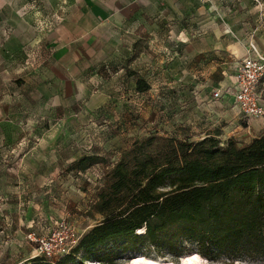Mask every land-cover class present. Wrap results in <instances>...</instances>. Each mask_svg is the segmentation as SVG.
<instances>
[{"label":"rangeland","instance_id":"rangeland-1","mask_svg":"<svg viewBox=\"0 0 264 264\" xmlns=\"http://www.w3.org/2000/svg\"><path fill=\"white\" fill-rule=\"evenodd\" d=\"M52 8L55 7L51 5L47 12L53 13ZM253 8L259 14L255 21L211 23L210 29L232 33L228 42L239 43L247 51L254 46L264 59V4ZM33 23L45 27L43 21ZM175 26L173 22L147 23V28L160 35L164 32V36H138L135 17L122 45L104 51L93 64L95 68L83 76L88 90L82 97L72 96L56 105L36 98L25 83L22 64L12 85L0 86V264L32 259L34 239L46 236L61 223L73 226L80 236L93 227L99 218L87 217L86 211L94 201V192L121 152L135 140L158 133L193 136L198 141L213 130L198 129L201 124H211L207 118L201 122L204 113L232 110L229 104L223 108L214 106L213 89L217 86L211 74L194 76L191 66L187 67L186 57L190 56L181 54L185 53L187 38L179 37ZM166 30L172 31L174 37ZM209 40L217 42L215 38ZM194 69L196 72L197 66ZM137 79L145 80L150 89L137 93ZM95 94L106 95L108 102L90 111L85 103ZM198 96L207 98V107L199 106ZM219 123L227 127L220 129L222 139L233 137L240 144L247 142L245 136L251 129H243V121ZM238 123L242 129H236ZM90 153H97L105 163L78 175L66 171L73 161ZM175 243L172 254L160 248L144 258L173 264H212L197 253L192 242L180 239ZM139 256L143 257L140 253L123 254L116 263L131 264ZM213 264L230 263L221 258ZM233 264L264 261L241 259Z\"/></svg>","mask_w":264,"mask_h":264},{"label":"trees","instance_id":"trees-1","mask_svg":"<svg viewBox=\"0 0 264 264\" xmlns=\"http://www.w3.org/2000/svg\"><path fill=\"white\" fill-rule=\"evenodd\" d=\"M149 89L137 79V93ZM182 137L135 140L103 175L86 211L99 220L71 252L54 263L15 264H117L123 254H172L180 239L212 264L264 261V133L244 144L222 139L220 129L198 141ZM100 163L97 153L84 154L66 171L78 175Z\"/></svg>","mask_w":264,"mask_h":264},{"label":"crops","instance_id":"crops-1","mask_svg":"<svg viewBox=\"0 0 264 264\" xmlns=\"http://www.w3.org/2000/svg\"><path fill=\"white\" fill-rule=\"evenodd\" d=\"M39 2L0 0V86H11L17 79L19 64H22L25 83L36 98L56 105L72 96L82 97L88 90L83 76L95 68L93 64L104 51L122 45V40L128 36L126 30L135 22V17L138 36L143 34L153 38L164 36V32L161 35L153 32L146 27L147 23L173 22L178 25V28L175 26L178 36L187 38L185 53H181L190 56L186 57L187 67L191 66L189 69L194 76L212 75L217 86L213 91L222 93L221 99L212 100L214 106L223 108L229 104L232 109L223 108L216 114L213 110L207 111L201 122L207 118L211 119V124H201L198 129H227L219 122L233 120L243 121L246 124L243 129H251L245 136L246 143L264 133L262 121L245 119L239 114L230 93L236 67L248 56L247 49L239 43L228 42L232 33L210 29L211 23L255 21L259 14L253 7L263 5L264 0H53L52 4L46 0L47 3L42 5ZM51 5L55 11L50 14L47 9ZM39 20L45 27L33 23ZM168 34L172 36L173 32ZM214 38L217 42L209 40ZM230 69L234 72L229 73ZM259 91L264 103V80ZM108 98L92 95L85 106L90 111L97 110L108 102ZM206 100L204 96L196 99L199 106L204 107H207ZM237 126L236 129H242L239 123Z\"/></svg>","mask_w":264,"mask_h":264},{"label":"built area","instance_id":"built-area-1","mask_svg":"<svg viewBox=\"0 0 264 264\" xmlns=\"http://www.w3.org/2000/svg\"><path fill=\"white\" fill-rule=\"evenodd\" d=\"M264 74V59L256 53L254 46L248 50V56L241 60L235 70L234 84L230 93L239 114L245 119H256L264 123V103L259 91ZM219 90L213 92V99H221ZM80 235L76 229L61 223L44 237L34 239V257H40L54 263L68 255L77 245Z\"/></svg>","mask_w":264,"mask_h":264},{"label":"bare ground","instance_id":"bare-ground-1","mask_svg":"<svg viewBox=\"0 0 264 264\" xmlns=\"http://www.w3.org/2000/svg\"><path fill=\"white\" fill-rule=\"evenodd\" d=\"M131 264H173V263L165 262L162 260L147 259V258L139 256V257L134 258Z\"/></svg>","mask_w":264,"mask_h":264}]
</instances>
